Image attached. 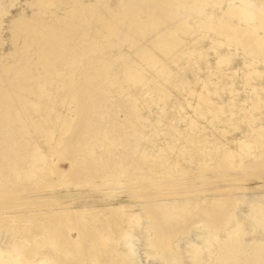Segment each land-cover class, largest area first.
Here are the masks:
<instances>
[{
	"label": "rangeland",
	"instance_id": "rangeland-1",
	"mask_svg": "<svg viewBox=\"0 0 264 264\" xmlns=\"http://www.w3.org/2000/svg\"><path fill=\"white\" fill-rule=\"evenodd\" d=\"M4 1L0 210L27 215L0 219L1 244L36 264H264V45L217 27L261 26L249 0Z\"/></svg>",
	"mask_w": 264,
	"mask_h": 264
},
{
	"label": "bare ground",
	"instance_id": "bare-ground-1",
	"mask_svg": "<svg viewBox=\"0 0 264 264\" xmlns=\"http://www.w3.org/2000/svg\"><path fill=\"white\" fill-rule=\"evenodd\" d=\"M4 1V0H3ZM41 1V0H40ZM38 2V3H40V4H42V3H44V2ZM53 1V0H52ZM57 1H59V0H57ZM171 1V0H170ZM202 1V0H201ZM14 2V1H13ZM62 1H60V3H61ZM74 2V1H73ZM205 2V1H204ZM243 2V1H242ZM4 3H5V1H4ZM16 3V2H15ZM14 3V4H15ZM75 3V2H74ZM244 3V2H243ZM249 3H250V5H251V7L249 8L248 6H247V8H242V10L241 11H239L238 12V14H239V16H244L243 18H244V20H245V22H253V20H256V19H260V22H262V24H261V26H252L251 24H249V26L247 27H242L241 25L240 26H238V25H235V24H233L232 22H231V19L230 20H225V21H221L219 24H220V26H217L218 28H220L221 30H223L224 32L226 31V30H228V31H233L236 35H237V37L239 38V39H243V38H251L250 39V41L254 38V41L256 40V42L257 43H259L260 44V46L262 45V47H263V45H264V36H261V35H257L258 33L257 32H259L260 30H259V28H261L262 29V27H264V14L262 13V12H264V8L262 9V6L261 7H259V8H257V7H255L256 6V4L253 6V2L251 3V1L249 0ZM8 4V3H7ZM45 4H46V0H45ZM58 4V3H57ZM65 4V3H64ZM66 4H68V3H66ZM247 5H248V2L246 3ZM3 5L4 4H2V0H0V14L2 13H5L6 11H7V9H4L3 8ZM9 5L10 4H8V9H10V7H9ZM13 5V4H12ZM16 5V4H15ZM14 5V6H15ZM50 5V4H49ZM48 5V6H49ZM61 5V4H60ZM59 5V6H60ZM69 5V4H68ZM72 5V4H71ZM70 5V6H71ZM169 5H171L170 3H169ZM231 5H233V4H231ZM42 6H43V4H42ZM54 6V5H53ZM57 6V5H56ZM165 6H166V4H165ZM244 6H246L245 4H244ZM12 7V6H11ZM167 7H168V5H167ZM230 7V6H229ZM230 9H231V11H230ZM41 11V10H40ZM236 11V10H235ZM228 14H230V12H234V10L232 9V7H230L229 9H227V11H226ZM168 13V12H167ZM1 14V15H2ZM176 14V13H175ZM234 14V13H233ZM4 15H6V13L4 14ZM4 15H2V16H4ZM231 15V14H230ZM175 16V15H174ZM205 16H207V17H211V14H209V13H205ZM112 17V16H111ZM230 17V16H229ZM1 18V17H0ZM2 20H3V18H2ZM111 21V20H110ZM107 22V21H106ZM3 23V22H2ZM1 20H0V33H1V31L3 30V28H1L2 26H1ZM108 23V22H107ZM218 24V25H219ZM255 24V23H254ZM139 26V25H138ZM216 27V28H217ZM217 28V29H218ZM2 29V30H1ZM107 29V28H106ZM172 31V29H169V31ZM175 30V29H174ZM263 30V29H262ZM168 31V30H167ZM219 31V30H218ZM222 31V32H223ZM264 31V30H263ZM174 32V31H173ZM173 32H171V33H173ZM222 32H220V33H222ZM50 34L49 35H51V33L52 32H49ZM168 33V32H167ZM257 33V34H256ZM169 34H170V32H169ZM168 34V35H169ZM223 34V33H222ZM171 35V34H170ZM230 35H233V34H230ZM230 35H228L230 38H231V36ZM161 36V37H160ZM160 40H161V38H163L164 36H165V34H160ZM174 36V35H173ZM172 36V37H173ZM176 36V35H175ZM235 36V35H234ZM168 37V36H167ZM171 37V36H170ZM51 38V37H50ZM165 38V37H164ZM53 39V38H52ZM168 39L169 38H167V41H168ZM171 40H172V38H170ZM169 39V40H170ZM176 38H174V42H171V43H173V44H175V45H177L176 43H179V42H177V40H175ZM231 39H233V38H231ZM238 39V40H239ZM164 40V39H163ZM162 40V41H163ZM235 40H236V38H235ZM241 40H239V41H241ZM247 40V39H246ZM249 40V39H248ZM156 41H157V39H156ZM164 43H165V46H166V43L168 44L169 42H165V41H163ZM231 42H235V41H232L231 40ZM253 42V41H252ZM246 43H247V41H246ZM1 44H2V38H1V34H0V46H1ZM157 44V43H156ZM161 44H163L162 42H161ZM238 44V43H237ZM240 44H242V42H240ZM253 44V43H252ZM255 44V43H254ZM258 44V45H259ZM164 45V44H163ZM169 45V44H168ZM175 45H170V47L171 46H175ZM243 45H244V43H243ZM256 45V44H255ZM158 46V45H157ZM162 46V45H161ZM164 46V47H165ZM257 46V45H256ZM260 46H259V48H260ZM261 49H263V48H261ZM264 50V49H263ZM262 50V51H263ZM144 56V55H143ZM146 57V59L148 58L149 59V55H146L145 56ZM145 57H143L144 59H145ZM152 59V58H151ZM151 59H149V60H151ZM154 61V60H153ZM128 74L129 75H131V76H134L133 74H132V72L131 71H128ZM76 101H80V98H79V96H77L76 97ZM201 101H203L202 99H201ZM204 101H208L206 98H204ZM73 122H74V120H69V121H67L66 123H65V125H64V130L66 131V132H68V131H71V129H72V126H73ZM259 131H262V130H258V132ZM259 140H261L260 138H259ZM262 142V141H261ZM263 143H264V141H263ZM246 144V143H245ZM244 144V145H245ZM243 145V146H244ZM263 145L264 144H262V147H263ZM243 146H241L240 145V147H242L241 149L243 150ZM245 147H246V145H245ZM248 147V146H247ZM67 149V148H66ZM68 150V149H67ZM245 150V149H244ZM250 150V149H249ZM264 153H262V155H263ZM227 156H229V155H227ZM226 156V157H227ZM233 156V155H232ZM232 156H230V157H232ZM228 159H230V158H228ZM232 159V158H231ZM230 159V160H231ZM227 160V159H226ZM232 161V160H231ZM224 163V162H223ZM232 165V164H231ZM227 166V165H226ZM226 166H225V168H226ZM230 166V165H229ZM228 166V167H229ZM227 167V168H228ZM223 168H224V165H223ZM224 168V169H225ZM229 169H231L230 167H229ZM228 175V174H227ZM236 175H238V174H236ZM236 175H235V177H236ZM241 175V174H240ZM231 177V176H230ZM233 178H234V176H232ZM227 179V178H226ZM235 179H237V181L239 180V176L237 177V178H234V180ZM233 179H232V181H234ZM224 181V180H223ZM227 181V180H226ZM225 181V182H226ZM231 181V180H230ZM235 182L234 181V183L235 184H237L238 183V185L240 184L241 185V183H239L240 182V180L238 181V182ZM244 181V180H243ZM248 181V180H247ZM231 183V182H230ZM233 183V184H234ZM230 186V185H229ZM237 185H234L233 186V188L234 187H236ZM226 187V186H225ZM228 187V186H227ZM227 187L225 188L226 190H227ZM239 187V186H238ZM243 188H244V186H242ZM230 188H232V186L230 187ZM230 188H229V190H230ZM232 188V189H233ZM237 188V187H236ZM235 188V189H236ZM241 187H239V189H240ZM235 189H233L232 191L234 192V191H236ZM238 189V190H239ZM11 192H13V191H11ZM15 192V191H14ZM227 193V192H226ZM10 194V193H9ZM9 194H3V193H1L0 194V196L1 197H3V198H6L7 196H14L15 195V193H11L10 195ZM144 194V193H143ZM230 194V193H229ZM2 195H4V196H2ZM145 195V194H144ZM146 196V195H145ZM230 196V195H229ZM229 196H226V198H222V200L219 202L220 204H222L223 206L225 205H232V203L234 202V200H235V198L234 197H232V195L230 196V197H232V198H230ZM0 197V198H1ZM264 197V196H263ZM261 198L260 197V201H261V203H260V201L258 202V203H260V205L259 204H257V203H252V205H251V207H252V209L251 210H255L256 211V215H257V217L254 219V218H250V220H248V222L250 223V225H253L254 224V226H255V224H256V221H258V222H260L261 224H262V228H259V229H264V198ZM220 200V199H219ZM1 201V200H0ZM236 201H238V199L236 198ZM12 204H13V202H12ZM238 204V203H237ZM257 204V205H256ZM16 205V204H15ZM228 205V206H229ZM233 206V205H232ZM11 207V206H10ZM15 207H17V206H15ZM13 208V207H12ZM11 208V209H12ZM18 208H20V207H18ZM230 208V207H229ZM6 209H8V208H6ZM16 209V208H15ZM258 209V210H257ZM5 210V209H4ZM4 210H3V212H4ZM225 210H227V209H225ZM132 212V211H131ZM133 213V212H132ZM128 215H132V214H129V213H127ZM134 215H135V213H133ZM27 214H25L24 216H26ZM32 216H34L33 214H31ZM24 216H21V215H13V216H7V215H5V213L3 214L2 213V211L0 210V219L3 221V218H10V219H16V220H18L17 218H22V217H24ZM135 217V216H134ZM33 218V217H32ZM9 219V220H10ZM0 220V221H1ZM20 220V219H19ZM5 221V220H4ZM4 221H3V223H4ZM7 222H8V220H6ZM13 221V220H12ZM6 222V223H7ZM10 222H11V220H10ZM13 222H16V223H18L17 221H13ZM2 223V222H1ZM0 223V224H1ZM8 225L10 224V223H7ZM11 224H12V226L15 224H13L12 222H11ZM2 225V224H1ZM5 225V224H4ZM7 225V226H8ZM24 225V224H23ZM3 226V225H2ZM7 226H6V228H4L3 227V230L4 229H6L4 232H6L7 230H8V228L10 227H8L7 228ZM1 227V226H0ZM12 229V228H11ZM2 230V231H3ZM11 231V230H10ZM1 232V231H0ZM9 232V231H8ZM3 233V232H2ZM10 233V232H9ZM7 234V233H6ZM25 234H26V232H25ZM4 235V234H3ZM27 235V234H26ZM5 237H7V236H5ZM5 237H2V239H0V264H36V263H34V262H32L31 260H30V254H31V249H30V247L28 248L27 247V245H26V247L25 246H23L22 244V246H16L15 244H8V243H6V244H4V245H2L1 244V241H3L4 240V238ZM23 238V237H22ZM22 240V239H21ZM125 240H126V242H127V244H128V246H131V247H129L130 248V251H131V253H134L135 251H136V248L135 247H133V245H132V243H131V241H132V239H131V235H126L125 236ZM23 241H25V240H23ZM138 241V240H137ZM21 243V242H20ZM25 243V242H24ZM23 243V244H24ZM27 243V242H26ZM30 243V242H29ZM28 243V244H29ZM19 245V244H18ZM133 247V248H132ZM132 248V249H131ZM196 248H197V246L195 245V244H190V246H189V250H188V253H194L195 252V250H196ZM170 249L169 248H166L165 250H164V253L166 254V253H169L170 251H169ZM35 252V251H34ZM32 253H33V251H32ZM45 253V252H44ZM57 254V253H56ZM55 254V255H56ZM55 255L54 256H52V258L53 257H55ZM52 260V259H51ZM50 260V262H49V264H52V263H54L53 261H51ZM38 264V263H37Z\"/></svg>",
	"mask_w": 264,
	"mask_h": 264
}]
</instances>
